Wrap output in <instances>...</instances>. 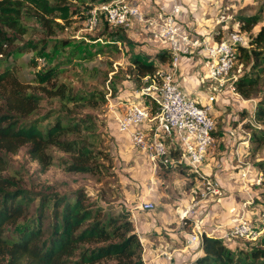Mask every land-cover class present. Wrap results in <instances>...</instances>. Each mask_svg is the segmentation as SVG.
Wrapping results in <instances>:
<instances>
[{
	"label": "trees",
	"instance_id": "obj_1",
	"mask_svg": "<svg viewBox=\"0 0 264 264\" xmlns=\"http://www.w3.org/2000/svg\"><path fill=\"white\" fill-rule=\"evenodd\" d=\"M29 12L36 16L47 35L61 30L75 13L62 0H0V65L4 64L0 69V168L4 167L6 154L26 145L27 153L42 169L51 163L48 150L55 147L70 155L64 164L66 171H96L93 118L89 114L71 116L72 108L67 105L96 107L105 101L103 93H72L64 83L56 82L54 67L35 70L37 89L57 97L65 111L54 113L52 119L46 114L26 120L42 97L38 90L26 92L21 87L14 59L24 46L37 55L45 51V43L40 47L32 41L21 46L14 44L15 35L26 32L22 19ZM237 20L239 31L250 32L260 22V16L243 15ZM117 35L116 41H129L124 34ZM112 44L116 47L115 42ZM59 45L65 46L66 42L54 45L52 50L61 49ZM236 48L237 61L242 65L236 89L248 99L258 93L260 81L264 82V24ZM37 57L31 59L34 66ZM170 57L166 50L155 53V58L162 62L170 61ZM130 63L138 78L153 75L159 67L147 55H132ZM254 115L257 121H264V95L257 100ZM257 164L264 168V160ZM71 196L31 192L10 178L0 177V264H145L142 243L128 211L111 214L89 200L81 189ZM35 199L38 200L30 210ZM262 229L256 241H246L244 247L234 248L203 233L199 243L202 253L193 259V264H264V224Z\"/></svg>",
	"mask_w": 264,
	"mask_h": 264
},
{
	"label": "rangeland",
	"instance_id": "obj_2",
	"mask_svg": "<svg viewBox=\"0 0 264 264\" xmlns=\"http://www.w3.org/2000/svg\"><path fill=\"white\" fill-rule=\"evenodd\" d=\"M51 1L56 2L59 0ZM62 1L69 5L75 13L64 27L57 30L53 35L45 33L32 12L24 14L22 22L26 27V32L15 35L14 44L21 46L32 41L40 47L45 43L43 45L45 51L37 55L28 46H24L22 52L14 59L17 67L16 75L21 87L26 92H35L38 89L33 79V72L41 68L54 67L56 69V82L64 83L72 93L98 91L104 94L105 101L100 102L96 107L72 106L71 103L67 105L72 108L71 116L80 117L89 114L93 118L95 130L92 144L97 152V157L94 160L96 171L90 173L66 171L64 164L70 160V155L55 147H50L48 150L51 154V163L42 169L40 163L27 153V146L24 145L17 152L5 155L4 167L0 168V177L10 178L19 186L35 193H58L72 197L71 193L81 189L89 197V200L102 206L105 211L111 214L120 211L119 204H122L120 200L134 205L138 190L140 192L143 187L148 192H155L158 199L162 200V204L168 193L188 191L194 185V174L186 166H176L171 169H165L161 166L156 174L154 173L150 178L148 173H145L144 177L141 178L143 184L139 183L140 180L134 178V175L129 172L128 166L123 164L124 160L120 158L115 146L110 142L105 132L104 120L109 99L115 96L114 94L118 89H124L127 83H131L135 88L141 85V79L136 77L133 72L130 57L139 55L143 58L144 51L139 50L137 48L139 44L133 40L131 42L116 41L117 32L125 34L122 31L123 28L111 27L103 19L99 20L96 26L89 28L86 24L89 8L105 0ZM234 3L233 7L224 9L225 13H231V17L226 19L228 20V28L226 29L224 26V32L238 30L237 19L240 16L258 14L260 22L250 32L239 28L248 38L250 33L256 32L259 26L264 24V0H234ZM234 22L235 24H233ZM62 42H66V45H59L61 49L52 50L54 45ZM112 42H115L116 47L113 46ZM148 56L152 60L155 58V56L153 58V55ZM36 57L37 66H34L31 64V59ZM2 63L0 69L4 66ZM38 94L42 97L39 105L26 120L41 118L46 114H49L50 119H52L54 113L65 111L57 97L49 96L41 89L38 90ZM263 95L264 82L261 80L259 91L255 96L248 99L242 97L245 101L234 98L236 108L227 103L224 109L220 110L218 105L212 104L216 126L215 133H213L215 146L211 149L210 158L214 157L218 160L219 167L224 168L220 169L218 173H225L227 178L232 174L233 169L239 172L249 164L262 172L263 179L259 185L252 183L249 185V182L247 183V187L251 186L248 192L254 199V203L250 206L256 205L257 210L264 206V168H260L257 164L258 161L264 160V139H262L264 136V121H257L254 111L257 100ZM229 160H232L231 164H229ZM229 165H232L231 168H229ZM148 181L152 182L153 186L148 184ZM237 192L239 194V191ZM240 197L242 198V195L239 196V199H241ZM257 197L263 203L257 201ZM197 198L199 197H196L195 194V199ZM37 200L35 199L31 203L30 210ZM102 201L106 203L103 204ZM158 207L161 208L162 205L159 203ZM175 208L176 206H174ZM253 209L255 208H250V210ZM257 214H259V211H256ZM256 220L257 217L254 221ZM190 222L193 223L192 218L187 220V223L181 224L189 227ZM19 224L20 222L15 225V229ZM11 230V226L7 228L9 233ZM237 243L240 247L246 241L238 240Z\"/></svg>",
	"mask_w": 264,
	"mask_h": 264
},
{
	"label": "built area",
	"instance_id": "obj_3",
	"mask_svg": "<svg viewBox=\"0 0 264 264\" xmlns=\"http://www.w3.org/2000/svg\"><path fill=\"white\" fill-rule=\"evenodd\" d=\"M179 12L180 4L176 1H172L168 9L160 7L154 16H146L125 0H105L89 8L86 19L89 28L96 26L101 19L111 27L123 28L128 26L131 18L153 26L155 29L153 36L169 43L173 65L178 54L186 51L180 47L181 43L200 45L205 52L207 97L204 102L188 97L174 80L172 70L167 71L158 67L153 75L140 77L141 85L133 91V95L137 97H146L148 103L130 100L122 112L114 113V122L119 131H127L130 144L145 154L154 165L169 168L177 163H183L203 181V188L197 192L199 198L175 208L182 224L191 218L193 221L194 232L185 237L186 245L193 247L199 244L203 233L214 235L227 244H237L238 240L254 242L263 230L264 206L258 210L256 221L248 218L245 212L254 203L251 195H244L241 198L240 214L234 217L223 231L218 226L207 231L201 230L199 226L202 221L195 214L198 201L205 199L208 193L216 195V201L220 202L222 192L217 181L212 182L203 174L200 165L206 152L215 144L213 133L216 122L212 104L217 98L223 99L225 93L242 99L235 83L242 67L237 61L236 46L244 44L247 37L239 30H232L213 44L206 40L190 41L189 36L175 22V16ZM142 123H146V128H138ZM179 144L183 146V151L179 158L175 159L170 155V150ZM238 177L241 190L247 191V188L249 189L247 183L259 185L263 174L258 171L250 180L245 166L239 170ZM154 208L155 204L150 200L139 203L140 210L151 211ZM234 210V206L229 208L230 212Z\"/></svg>",
	"mask_w": 264,
	"mask_h": 264
},
{
	"label": "crops",
	"instance_id": "obj_4",
	"mask_svg": "<svg viewBox=\"0 0 264 264\" xmlns=\"http://www.w3.org/2000/svg\"><path fill=\"white\" fill-rule=\"evenodd\" d=\"M125 1L130 5L136 6L146 16L156 15L160 7L168 9L172 1L178 2L180 4V12L175 16L176 24L189 36L190 41L198 42L206 40L210 44L226 36L227 33L224 32V26L226 29L228 28V20L226 19L231 17V13L226 12V14L224 9L233 7L236 3H234V0H225V2L224 0ZM233 24H235V22ZM154 30L153 26L147 25L136 18H131L128 26L122 29V31L125 32L124 35H126L125 37L127 40L130 42L133 40L139 44L137 48L144 51V56L153 55V58L155 53L160 50L170 52L169 43L164 39L154 37ZM221 33H224V35ZM180 47L186 49V51L178 54L175 65L172 63L171 52L170 61L162 62L154 58L153 62L161 69L167 71L172 70L174 73V80L188 97L199 102H204L207 97V80L204 67L206 59L205 52L200 45L181 43ZM125 85L124 89H118L116 94H114L115 96L108 101V110L104 120L105 132L110 142L115 146V150H117L120 158L124 160L123 164H126L129 168V172L134 175L133 177L140 180L139 183L143 184L141 178L144 177V174L148 173V177L150 178L151 175L154 173L156 174L161 166L154 165L145 154L138 151L130 144L127 131H119L116 127L114 113L122 112L130 100L136 99L142 104L148 103L146 97H137L133 95L134 85H131V83ZM224 95L223 99L217 98L214 105H218L220 110H223L227 103L236 108L234 105V98L237 97L227 93ZM241 100L245 101L244 99ZM212 111L214 115L213 108ZM146 126V123H142L138 128L144 129ZM214 146L206 152L204 162L200 165V171H203L204 173H202L207 175L212 182L217 181L222 194L219 199L220 202H217L216 195L211 193H208L205 199L198 201V203L196 202L195 214L196 217L202 221L199 227L204 231L216 226L220 227V230L223 231L231 220L240 214L239 201L242 199H239V196H249L248 190L250 191L251 188L250 186L247 191L241 190L242 188L237 175L238 172L234 169L228 178L225 176V173H218L220 169L224 168L219 167L217 159L214 157L210 158L212 154L211 149H213ZM182 151L183 146L179 144L174 149L170 150V155L178 159ZM231 163L232 160H229V164ZM176 166L183 167L186 165L177 163L175 166L169 168L171 169ZM231 166L232 165H229V168H231ZM213 167L215 168L214 170ZM163 168L169 169L166 167ZM246 169L249 172L250 180H252L253 175L259 171L250 164L246 166ZM193 178L194 185L191 186L188 191L183 190L177 193L172 191L168 193L163 204L162 200H159L158 196L155 195V192H148L145 190V187L141 188L140 192L138 190L136 203L134 205L120 200L122 203L119 204V207H121L120 211L129 212V218L142 243V259L145 264H193V259L202 253L200 244L194 245L193 248L185 244V237H187L189 233L194 232L193 223L190 222L189 227L183 226L178 218L177 211L174 209V206L187 204L191 200H195V194L196 197H199V193L197 192H200V189L203 188V181L198 179L195 175H193ZM148 184H152L153 186L152 182L148 181ZM237 191H239V194ZM257 199L260 200L259 197H257ZM144 200L152 201L155 204V208L151 211L140 210L139 203ZM102 202L103 204L106 203L105 201ZM159 203L162 205L161 208L158 207ZM232 206L235 207V210L230 212L229 208ZM252 207L255 209L250 210ZM256 208V205L249 206L245 212L247 217L251 218L253 221L256 219V211H258ZM234 245L238 246V243L229 244V247L233 248ZM244 246V244H241L240 247Z\"/></svg>",
	"mask_w": 264,
	"mask_h": 264
},
{
	"label": "clouds",
	"instance_id": "obj_5",
	"mask_svg": "<svg viewBox=\"0 0 264 264\" xmlns=\"http://www.w3.org/2000/svg\"><path fill=\"white\" fill-rule=\"evenodd\" d=\"M243 99V98H242Z\"/></svg>",
	"mask_w": 264,
	"mask_h": 264
}]
</instances>
